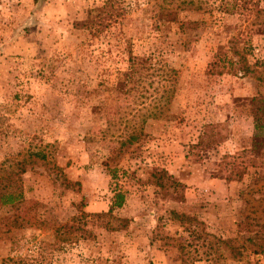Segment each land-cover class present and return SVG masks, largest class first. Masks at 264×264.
I'll use <instances>...</instances> for the list:
<instances>
[{
  "label": "rangeland",
  "instance_id": "obj_1",
  "mask_svg": "<svg viewBox=\"0 0 264 264\" xmlns=\"http://www.w3.org/2000/svg\"><path fill=\"white\" fill-rule=\"evenodd\" d=\"M178 1L0 0V264H264V82L229 48L264 59V0ZM115 189L108 230L91 213ZM66 223L81 230L57 240Z\"/></svg>",
  "mask_w": 264,
  "mask_h": 264
},
{
  "label": "trees",
  "instance_id": "obj_2",
  "mask_svg": "<svg viewBox=\"0 0 264 264\" xmlns=\"http://www.w3.org/2000/svg\"><path fill=\"white\" fill-rule=\"evenodd\" d=\"M179 3L175 4L174 6L177 5L179 8H195V9H200L201 4L199 1H194V0H179ZM230 48V53L236 56V64L239 67L242 72H248L250 73L255 79H257L260 82H264V59L262 60H255L254 66H252L246 59L245 55L237 50L233 45H229ZM128 78H130V75H132L135 70L138 67V58L132 57L131 55L128 56ZM228 62L230 65H232L233 61L228 59ZM137 63V64H136ZM169 85H164L160 89V96L158 100H154L152 103V107H149L152 111H147V107L144 108L146 109L145 112L141 113L136 121V126L135 128L126 129V133H123L121 137H119L117 143L118 146L121 148L122 146H127L131 145L132 143L136 142L138 138L143 134L142 133V127L143 124L147 119H158L161 117L164 113V111L168 107L169 99L168 96L167 98L163 99V95L169 90L168 89ZM253 128L256 130L259 128V123L257 121V118H253ZM129 124V123H127ZM42 156V155H40ZM21 169V168H20ZM110 177L112 178L114 176V173H110ZM149 178H150V184L160 188V189H172L173 191H177L179 187H181V184L174 180L167 172L163 169H152V171L149 173ZM74 184H78L77 182H73ZM67 184V183H66ZM5 196V198L2 200V203L5 202H11L12 199L16 198L15 194L12 193H7V195H2V197ZM124 200L123 193L120 191V189H115L113 191L112 197L110 199L109 206L106 211H100L96 213H91L92 216L95 218L99 219L100 222L102 223V226L105 229L112 230L116 228V225L112 223L115 218L112 215V211L115 207H119ZM168 219L171 222H175L178 226L181 227L182 231H190L193 233H196V231L191 227V222L193 220V217L188 215L187 213L184 212H177L173 209L169 210L168 212ZM83 216H85V213L83 211H79V214L73 217V219L80 220ZM110 219H112L110 221ZM122 226V225H121ZM81 230L80 225L78 223L75 225L73 223L70 224H63L61 226L56 227L54 230V237L57 240L60 241H70V234ZM197 237H199V234L196 233ZM164 239H169V238H174L176 245L178 248H180V252L183 249V243H181L177 237H173L171 235H164ZM217 242H221L216 240ZM196 252H198L196 250ZM12 257H5L1 260L2 264H7V262L12 261ZM34 261V259H33ZM37 262V259L36 261ZM38 263V262H37Z\"/></svg>",
  "mask_w": 264,
  "mask_h": 264
}]
</instances>
